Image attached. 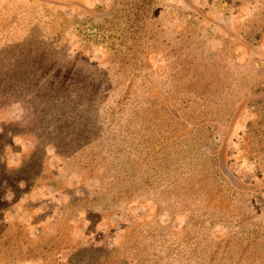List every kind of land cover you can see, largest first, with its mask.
<instances>
[{
	"label": "rangeland",
	"instance_id": "rangeland-1",
	"mask_svg": "<svg viewBox=\"0 0 264 264\" xmlns=\"http://www.w3.org/2000/svg\"><path fill=\"white\" fill-rule=\"evenodd\" d=\"M0 264H264V0H0Z\"/></svg>",
	"mask_w": 264,
	"mask_h": 264
},
{
	"label": "trees",
	"instance_id": "trees-1",
	"mask_svg": "<svg viewBox=\"0 0 264 264\" xmlns=\"http://www.w3.org/2000/svg\"><path fill=\"white\" fill-rule=\"evenodd\" d=\"M0 239H1V236H0ZM0 243H1V240H0Z\"/></svg>",
	"mask_w": 264,
	"mask_h": 264
}]
</instances>
